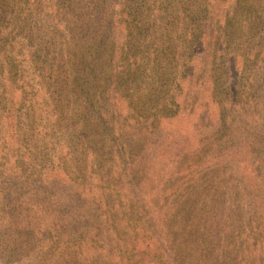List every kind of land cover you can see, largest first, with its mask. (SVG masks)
Listing matches in <instances>:
<instances>
[{
    "label": "rangeland",
    "instance_id": "obj_1",
    "mask_svg": "<svg viewBox=\"0 0 264 264\" xmlns=\"http://www.w3.org/2000/svg\"><path fill=\"white\" fill-rule=\"evenodd\" d=\"M99 2L105 11L95 19ZM155 5L160 7L152 13ZM224 5L232 6L234 16L218 47H223V55L213 65V75L223 76L217 84L223 93L215 91V98L224 97L227 85L238 86L239 100L224 103L233 129L226 126L221 132L227 135V145L239 146V160L224 161L223 177L215 175L216 181L206 189H197L195 205L173 207L184 212V225L172 233L179 232L174 237L186 250V259L172 264H254L253 257L262 258L253 250L239 259V246L246 241L240 236L257 205L256 189L245 188L250 179L242 170L264 169V0H0V264H165L156 259V252L143 261L126 254V242L132 244V238L139 249L143 243L152 246L145 241L140 217L135 222L138 209H123L112 219L98 215L101 196H114L126 161L114 157L112 144L103 139L101 143L99 127L83 134L80 83L94 79L88 70L92 57L85 53L109 21L110 28L119 31L112 46L123 30L130 40L139 33L141 58L118 75V84L109 74L107 60L97 77L102 91L112 96L110 89L116 88L117 122L142 140L144 129L154 126L169 96L167 88L179 69L174 53L189 46L184 34L192 29L191 20L202 18L203 8ZM240 8L247 16H239ZM105 50L111 52L112 47ZM76 53L81 55L79 62ZM96 117L97 124L104 120ZM83 137L87 146L81 143ZM248 142L249 151L242 153ZM157 152L149 168L144 162L134 166L139 177H145L139 191L147 207L159 201L160 184L166 180ZM205 157L193 161L197 167L190 170L199 174L206 165L207 177L213 155ZM181 172L176 181L190 185L205 178ZM133 188L126 185L119 191L125 197ZM185 190L180 191L183 199L188 187ZM211 191L221 207L215 203L207 212L210 206L206 210L199 202ZM102 218L112 221L102 227ZM170 222L174 226L175 219Z\"/></svg>",
    "mask_w": 264,
    "mask_h": 264
},
{
    "label": "trees",
    "instance_id": "obj_2",
    "mask_svg": "<svg viewBox=\"0 0 264 264\" xmlns=\"http://www.w3.org/2000/svg\"><path fill=\"white\" fill-rule=\"evenodd\" d=\"M104 6L102 2L98 3L97 15L94 18L104 13ZM159 7L155 5L152 13L156 12ZM231 7L224 5L223 7H214L211 10L208 7L203 8V17L191 20L190 26L192 29L188 32L186 31V34L183 33L187 39H190L189 46L183 50L184 53L183 51L177 54L176 52L174 53V58L180 59L179 69H177L178 73L170 80L171 84L167 88V95L169 96L165 97L162 112L154 126L151 125L144 129L142 140L138 139L134 131L130 135L131 130H127L125 124L122 125L117 122L116 115L118 111L114 103L118 97V95L115 96L116 88L110 89L109 87L114 92L112 93L114 97H112L110 91H102L98 86L100 83V80L98 81L99 73L103 72L101 67L106 64L105 60L110 63L109 74L113 76L114 83L117 84L120 81L118 75L126 73L131 66L135 65L136 61H139L141 58L139 33L135 34L134 40H130V34L123 30V37L121 36L112 46L113 38L117 36L119 31H115L114 28L111 29L109 21L96 42L87 46V49L85 48L89 50L85 54H90L92 57V61L91 59L89 61L88 70L90 76L94 73V79L89 81V79L85 78L80 83L83 98V111L81 112L80 123L82 130L85 132L83 134L86 137L87 130L89 131L90 128L95 130L99 127L101 129V143L104 145L103 141H107L112 144L115 150L114 157L117 156L116 158L120 161H126L125 166L121 167L123 169L120 173L119 182L116 186L112 184L116 187V190L113 189L115 191L113 193L114 196L108 197L103 194L100 198L103 201L102 206L97 204L95 206L97 205L102 210L98 209L100 210L98 215L100 217L106 215L107 219H112V215L118 217L122 214L123 209H128L129 207L139 210V212L136 213L134 211L133 213L134 216L138 217L135 222L140 217L141 223L145 227L144 231H146L145 241L152 246H147V244L143 243L142 248L139 249V243L134 241L136 240L135 238L131 239V242L133 241L132 244L127 241L126 254L128 252L130 256L135 257L136 261H143L149 256V253L153 252H156V259L165 260V264H172L175 261L180 263L186 259V250L182 248L183 245L179 244L177 238L174 237L175 233H172L175 227L178 229L179 226L184 225V212L173 207L183 205V207L188 209L192 204L195 205L197 199L194 194L197 189H206L211 184V180L216 181L215 175L216 178L223 177L224 170L222 171V166H225L224 161L227 162L229 158L239 160V146L227 145L225 141L227 135H222L221 132L227 129L226 126L233 129V125L229 126L227 123L230 117H225L224 115V103L227 106L228 102L239 100L238 86L231 88V85H227L224 87L225 95L224 97L221 95L220 98L222 99L217 101L215 91L219 94L223 93V89L217 87L223 76L213 75V70L215 69L213 65L223 55V47L220 50L218 49L220 40L230 28L228 23L231 19L230 17L234 16V9ZM86 9L88 10L89 6ZM243 9H239V16L245 15ZM184 18L188 19L187 17ZM108 46L112 47L111 52L105 50ZM148 52L149 46L146 43L144 53L147 54ZM80 57V54L79 56L77 53L75 54V60L77 58L78 61ZM86 61L88 60L85 58L83 63ZM82 69L84 70V68ZM95 77H97L96 83ZM237 105L238 103L233 105L231 109L234 110ZM107 113L110 117H108ZM98 115L104 118L102 122L99 121V124L96 122L98 121L96 117ZM201 134L205 138L200 137ZM85 137H83L81 143L86 145L87 140L85 139L84 141ZM204 139L207 141L203 142ZM203 143H207V145H203ZM245 147L242 153L249 151L251 143L248 142ZM202 148H207V150L202 151ZM147 149H149L148 155ZM155 152L158 153L157 159H160L159 161L162 165L160 170L166 174V180L164 182H162L163 180L161 181L160 187L163 189V193L159 197V201H156L154 206L147 207L146 203L143 202L145 200L141 198L143 193L139 191V186L142 187L144 182L142 179H145V177L140 178V174L135 171L134 166L139 162H144L145 165L143 166L149 168L153 163L152 160L156 159ZM209 152L212 153L213 158L207 166L208 170L211 169L210 174L207 175L208 178L204 176V167L206 165L200 168L199 174L191 171L190 169L197 167L193 165L195 163L193 161L198 162L206 158L205 156ZM145 155H147L146 158ZM257 168L254 166L252 168L243 167L242 170L250 179V183L245 185V188L256 189L255 199L257 200V205L251 209L252 215L248 218L246 231L242 233V236H240L241 233L239 232L240 240L243 236L244 240L246 238V241L242 243L243 245L239 246V259L243 258L244 255H249L250 251L254 250L255 253L258 251L262 258L255 257L254 259L253 257L254 260L252 259L251 262L264 264V169L258 170ZM140 171L144 172V170ZM189 171L192 172V177L195 179L205 178H202L197 183L193 182L192 185L189 182L176 181V177L180 172L183 175ZM257 171L260 172L258 173ZM249 175L253 176V179ZM188 177L190 176L188 175ZM186 179L189 180V178ZM126 185H128V188L135 187V189H128V196L124 197V193H121L119 189ZM186 187L189 190L183 199L180 196L181 192H186ZM222 190L220 187L219 191ZM210 194L211 196H205V199L199 202V207L201 204H206V210L208 205L210 206V210L208 209L207 212L211 211L214 204L219 202L214 197L215 193L213 191ZM119 197L125 199V201H122ZM247 206H245V209ZM219 207H221L220 202L217 208ZM170 219H175L174 226H172ZM110 221L102 218L99 225L106 227ZM239 223H241L240 219ZM178 233L176 232V234ZM174 240L176 241L174 242Z\"/></svg>",
    "mask_w": 264,
    "mask_h": 264
}]
</instances>
